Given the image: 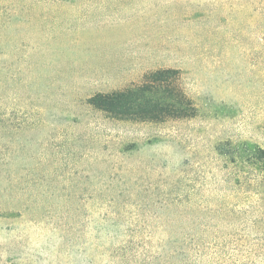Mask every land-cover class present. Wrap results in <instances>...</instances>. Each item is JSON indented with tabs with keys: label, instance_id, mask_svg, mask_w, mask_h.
I'll use <instances>...</instances> for the list:
<instances>
[{
	"label": "rangeland",
	"instance_id": "1",
	"mask_svg": "<svg viewBox=\"0 0 264 264\" xmlns=\"http://www.w3.org/2000/svg\"><path fill=\"white\" fill-rule=\"evenodd\" d=\"M160 69L193 117L88 102ZM0 264H264V0H0Z\"/></svg>",
	"mask_w": 264,
	"mask_h": 264
},
{
	"label": "trees",
	"instance_id": "2",
	"mask_svg": "<svg viewBox=\"0 0 264 264\" xmlns=\"http://www.w3.org/2000/svg\"><path fill=\"white\" fill-rule=\"evenodd\" d=\"M178 82V71L160 69L147 74L144 82L138 86L112 93H98L88 102L95 109L118 120L163 122L193 117L194 106ZM255 150L256 153H263L261 149Z\"/></svg>",
	"mask_w": 264,
	"mask_h": 264
}]
</instances>
